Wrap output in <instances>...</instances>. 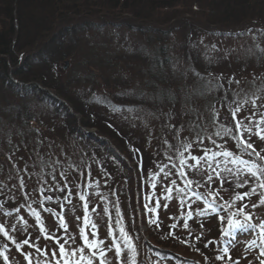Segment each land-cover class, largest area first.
Here are the masks:
<instances>
[{"label":"rangeland","instance_id":"rangeland-1","mask_svg":"<svg viewBox=\"0 0 264 264\" xmlns=\"http://www.w3.org/2000/svg\"><path fill=\"white\" fill-rule=\"evenodd\" d=\"M182 18L193 19L186 14L179 16V19ZM95 19L117 24L123 20L131 27L134 23L148 25L134 17L113 20L94 14ZM65 24L68 23L62 25ZM177 25L174 23L171 27ZM181 30L174 31L171 44L167 43L171 56L186 48ZM132 33L129 29H120L112 34L104 31L97 37H92L90 33L74 37L81 44L85 40L111 44L118 58L126 59L111 81L102 79L94 88L88 87L85 81L68 86L72 96L78 98L75 106L82 109V115L73 110L72 105L69 117L47 101H29L35 116V123L32 124L36 127L34 134L24 138L23 144L17 143L9 156L6 166L12 178L0 176V195L7 197L10 201L8 207L13 208L9 216L0 215V225L10 236L8 239L0 233V247L5 242H23L25 239L33 247L25 245L19 252H5L9 257L8 264H27L23 253L31 258V264H55L51 253L55 251L59 255L57 244L67 242L66 247H81V230L89 240L95 238L103 242L100 247L106 251V264H200L199 261L203 264H234L237 260L239 264H259V260L264 258L259 255L264 249L259 240V225L264 224V205L259 204L261 190L258 189L255 195L250 194L244 201H235V193L247 191V186L236 189V177L224 173L223 168L215 171L223 173L227 180L218 179L213 169L203 162L197 169L193 166L195 162L189 158V152L192 156H202L205 148L219 152L221 149L216 145H221L238 153L235 137L231 133L224 135V128L234 129L235 126L230 120L232 109L228 110V105H225L228 95L224 87L230 95L237 97L228 101L231 108L237 106L236 102L243 104L236 119L247 124L245 117H250L253 109L250 102L244 101L264 98L263 95L254 97L248 91L251 82L264 80V25L255 27L248 23L243 32L247 35L243 38L216 40L196 36L198 38L185 44L197 59L200 56L205 61L207 70L215 78L213 82L218 80L221 84L214 85L222 96L217 104L211 106L205 98L194 97L190 104L177 105L172 109L161 108L159 113L149 105L134 109L125 108L129 104H123L134 99L147 104L149 98L144 87H152L155 82L151 72L146 74L147 68L139 61V55L146 54L141 50L145 40ZM253 38H259L258 43L252 44ZM40 45H36L38 49ZM256 53L262 57L258 65L253 63ZM247 56L251 58L249 65L236 64L238 59ZM57 66L63 81L78 64L69 57L59 60ZM230 80L232 83H229ZM170 91L178 98L177 88ZM261 103L264 99L257 100L258 105ZM170 113L172 117L167 119ZM63 116L70 119L77 117L74 127L78 126L82 133H77L76 137L70 134ZM83 121L89 126H82ZM216 132H220L221 136L215 135ZM10 137L13 143L18 141L15 134ZM250 142L257 151L264 149V141L252 137ZM183 144L192 147L184 152ZM30 147L35 148L33 155ZM181 153L186 160V164H180L182 168L175 160L181 159ZM244 158L249 157L245 155ZM181 171L184 176L179 175ZM208 175H213V180L208 181ZM186 178L199 181L200 186L193 184L185 191ZM205 181H208L207 184ZM168 188L173 189L171 199H166ZM176 189L181 190L179 195ZM211 192H218V195L213 197ZM38 195H42L41 198ZM229 203L233 205L231 208L227 206ZM241 204H248L245 211L251 214V222L257 227L236 232L235 239L225 237L221 229L226 227L228 215L235 213ZM252 204L258 206L253 208ZM219 217L225 219L221 221ZM121 228L130 237L134 252L125 245ZM93 233H96L95 237ZM198 236L200 239L196 238ZM252 240L256 241L255 245L251 244ZM36 248L46 255L36 252ZM225 248L228 255L223 252ZM180 252L191 256L185 261ZM84 255L91 258L92 264H100L98 254L93 257L85 249ZM217 255L224 259L217 260ZM228 256L232 259L229 260ZM0 264H4L2 257Z\"/></svg>","mask_w":264,"mask_h":264},{"label":"trees","instance_id":"trees-1","mask_svg":"<svg viewBox=\"0 0 264 264\" xmlns=\"http://www.w3.org/2000/svg\"><path fill=\"white\" fill-rule=\"evenodd\" d=\"M0 5V176L5 175L8 179L12 178L6 166L10 161L9 156L16 149L17 143L23 144L24 138L34 134L36 128L32 125L35 123V116L28 105L29 101H47L58 112L69 114V117V107L73 106V110L82 115V109L75 106L78 98L72 96L68 86L77 81H85L88 87L94 88L102 79L111 81L120 64L126 61L125 57L118 58L111 44L89 43L88 40L81 44L74 38L76 35L87 36L90 33L92 37H97L104 31L112 34L120 29H129L134 32V36L144 39L145 44L141 50L146 54L139 55V61L147 68L146 74L151 72V78L155 81L152 87H144L149 101L143 104L144 102L134 99L131 102L124 101L123 104H129L125 108L134 109L149 105L159 113L158 109L161 108L172 109L177 105L190 104L194 97L205 98L208 106H211L213 103L217 104L222 96L214 85L221 84L218 80L213 82L215 78L207 70L205 61L200 56L198 60L196 54L188 50L185 44L198 38L196 36L216 40H233L238 36L243 38L247 35L243 32L248 23L255 27L264 25V0H1ZM94 14L113 20L134 17L148 25L134 23V27H131L123 20L118 24L110 23L109 20H93ZM182 14L193 19H179ZM82 17L86 18L81 19ZM194 22L197 24L194 25ZM64 23L68 24L62 25ZM174 23L180 26L171 27ZM179 28L184 33L186 48L171 56L168 45L171 44L172 34ZM253 40L252 44L258 43L255 38ZM168 42L170 43L167 44ZM39 43L41 45L38 49L36 45ZM257 53L253 55V63L256 65L261 63L262 58ZM249 56L241 57L236 64L249 65ZM69 57L78 66L74 67L71 74L64 72L68 73V77L61 81L62 72L57 62ZM76 68L79 69L78 72L75 71ZM172 88L178 89V98L170 91ZM224 89L228 95L225 105L231 110L233 108L228 101L231 97H237L230 95L225 87ZM248 91L254 97L264 96V80L251 82ZM171 117L170 113L167 119ZM63 118H66L68 132L76 137L80 132L78 126L74 127L77 125V117ZM230 118L231 115L227 126ZM230 120L235 123L232 118ZM84 123L83 121L82 126L87 125ZM12 134L18 139L15 143L11 141ZM34 150V147H30L32 155ZM131 158L134 159V156ZM175 160L180 167V159ZM40 196L42 195H38V198ZM8 205L9 199L0 195V215L9 216L12 213L13 208ZM16 243H2L0 250L4 253L10 250L19 252ZM18 243H21V249L25 246L22 241ZM175 246L177 248V244ZM180 254L185 261L191 256Z\"/></svg>","mask_w":264,"mask_h":264},{"label":"snow or ice","instance_id":"snow-or-ice-1","mask_svg":"<svg viewBox=\"0 0 264 264\" xmlns=\"http://www.w3.org/2000/svg\"><path fill=\"white\" fill-rule=\"evenodd\" d=\"M229 83H232V81L230 80ZM258 99L264 98L258 97L257 99H253L251 101H244V103L250 102L253 109V111L251 112V116L245 117V119H247L248 121L247 124L244 123V120L236 119L237 113H239L243 107V104L236 102L237 106L231 111L232 118L233 120H235L234 129L224 128L225 136L231 133L235 137L238 153L227 150L221 145H216L221 149L219 152H211L210 149L205 148L204 154L202 156H192L189 152V158L191 161L195 162L193 166L197 169L199 168L201 162H203L207 165L208 168L213 169V172L216 174L218 179L227 180V177L224 176L223 173H216L215 171L216 169L223 168L224 173L236 177V180L234 181V186L236 189L245 188L247 186V191L235 193V201H244L250 196V194H257V190L259 189L261 190L259 192V204L264 205V155H262L264 149H262L261 151H257V149L254 147L253 142H250L252 137H256L260 141H264V111H260L261 108H264V103L258 105ZM256 117L259 118L256 119ZM245 134H247V138H245ZM215 135L221 136V133L216 132ZM200 142L203 143V140H201ZM212 142L213 144H215L214 140ZM182 147L184 149V152H188L192 145L183 144ZM180 155V164H186L184 153H181ZM245 155L249 158L245 159ZM218 157L220 159H217ZM179 175L184 176L185 173L181 171ZM211 180H213V175H208V181ZM208 181H205L204 183L207 184ZM172 183L175 184V181H173ZM193 184L200 186L199 181L189 180L186 178L184 180L185 191L188 188H191ZM153 187H155V185H153ZM221 187H223V185H221ZM166 191L169 193L166 199H171L170 194L173 189L168 188L166 189ZM176 192L179 195L181 190L176 189ZM210 194L215 197L216 195H218V192H211ZM159 206V202H157V207ZM164 206L167 207V205ZM227 206L231 208L233 205L229 203ZM257 206V204L251 205V207L253 208ZM221 207H224V205H221ZM246 208H248V204H241L237 208V211L235 213H230L228 215L227 225L225 228L221 229L222 234L225 237H232L233 239H235L236 232L242 231L244 229L252 230L257 227L251 222L252 216L250 213L245 211ZM153 211H155V209H153ZM190 215L191 214L189 213V216ZM239 217H243V219H240ZM219 219L223 221L225 218L219 217ZM37 220H39V217H37ZM172 227H175V225H172ZM184 227H188L187 223H185ZM201 227H203V225H201ZM259 227V240L260 243L264 245V224H260ZM41 231H43V229H41ZM0 233H3L5 238L10 239L9 233L5 230L3 225H0ZM120 234L124 239L125 245L129 249H132L131 239L123 228H121ZM95 236L96 233H93V237ZM47 238L55 239L54 237H46V239ZM196 238L200 239L199 236ZM81 240L83 242L82 246L76 248H71L70 246L66 247L65 245L67 244V242L58 243L57 248L59 251V255H57V252L53 251L51 253V260L55 261V264H82V262L85 261L87 262V264H92L91 258L84 255L85 249H87V251L91 253L93 257H96L98 254L100 264H106V251L105 249L100 247V245L103 243L102 241H98L95 238L89 240L86 236L83 235V230H81ZM255 243V240L251 241L252 245H255ZM23 245L33 247L28 239L23 240ZM15 246L17 251L21 250V243L17 242ZM205 247H207V244L205 245ZM35 251L40 252L41 255H46L39 248H36ZM132 251L134 252V249H132ZM223 252L225 255H228L227 248L223 249ZM117 254L119 255V251H117ZM23 255L25 260L27 261V264H31V258L28 256V254L23 253ZM259 255L260 257H264V249L260 251ZM0 257L3 258L4 264H8L9 257L5 255L3 250H0ZM216 259L223 260L224 257L217 255ZM228 259L231 260V256H228ZM234 264H239V261H235ZM259 264H264V258L259 260Z\"/></svg>","mask_w":264,"mask_h":264}]
</instances>
